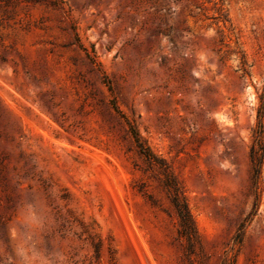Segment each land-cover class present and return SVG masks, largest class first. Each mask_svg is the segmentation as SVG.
Segmentation results:
<instances>
[{"label":"rangeland","instance_id":"rangeland-1","mask_svg":"<svg viewBox=\"0 0 264 264\" xmlns=\"http://www.w3.org/2000/svg\"><path fill=\"white\" fill-rule=\"evenodd\" d=\"M262 96L264 0H0V264H264Z\"/></svg>","mask_w":264,"mask_h":264},{"label":"trees","instance_id":"trees-1","mask_svg":"<svg viewBox=\"0 0 264 264\" xmlns=\"http://www.w3.org/2000/svg\"><path fill=\"white\" fill-rule=\"evenodd\" d=\"M80 47L86 52L90 60L93 63H96L95 59L90 57L87 49L82 44H80ZM242 64L245 63L242 61ZM263 100H264V96L261 97L262 102ZM263 107H264V103H263ZM114 108L119 114H122L116 105H114ZM263 118H264V113L259 111L258 122L256 128L253 131V142L250 149L252 181L255 185L259 183L261 168L264 161V119ZM126 121H127L129 133L131 134L135 146L137 147L139 153L149 163L151 164L159 163L163 166L164 170L162 171L163 178L161 182L178 216V225H179L178 234L179 237L186 242L188 248L191 250L194 243L199 241V234L195 224V220L190 212L181 185L179 184V182L177 181L176 177L171 172L169 167L167 166L165 167L163 161L159 159L156 156V154L152 151V149L143 139V137L141 136L140 132L137 130L135 125L130 121H128L127 119ZM247 219L248 218H246L239 225L238 231L235 235V242L237 244H241L243 241L244 232H245V222L247 221ZM94 246L96 249L98 248L96 244Z\"/></svg>","mask_w":264,"mask_h":264}]
</instances>
